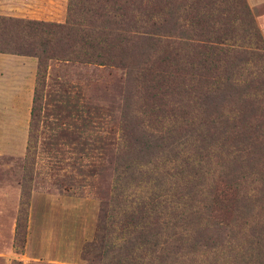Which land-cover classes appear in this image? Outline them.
Here are the masks:
<instances>
[{"label": "trees", "instance_id": "16d2710c", "mask_svg": "<svg viewBox=\"0 0 264 264\" xmlns=\"http://www.w3.org/2000/svg\"><path fill=\"white\" fill-rule=\"evenodd\" d=\"M0 53L37 59L25 154L60 100L49 60L124 67L142 98L104 264H264V40L245 0H68L64 23L0 15Z\"/></svg>", "mask_w": 264, "mask_h": 264}, {"label": "rangeland", "instance_id": "374dc122", "mask_svg": "<svg viewBox=\"0 0 264 264\" xmlns=\"http://www.w3.org/2000/svg\"><path fill=\"white\" fill-rule=\"evenodd\" d=\"M245 1L264 40V0ZM67 5L0 0V15L64 23ZM47 83L60 100H41L28 152L0 156V264H104L120 125L142 98L115 65L52 59Z\"/></svg>", "mask_w": 264, "mask_h": 264}, {"label": "crops", "instance_id": "0c3cea01", "mask_svg": "<svg viewBox=\"0 0 264 264\" xmlns=\"http://www.w3.org/2000/svg\"><path fill=\"white\" fill-rule=\"evenodd\" d=\"M37 60L0 53V156L26 152Z\"/></svg>", "mask_w": 264, "mask_h": 264}]
</instances>
